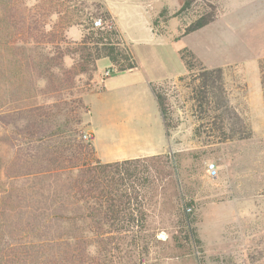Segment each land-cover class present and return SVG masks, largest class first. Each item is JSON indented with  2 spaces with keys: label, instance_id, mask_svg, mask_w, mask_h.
<instances>
[{
  "label": "rangeland",
  "instance_id": "rangeland-1",
  "mask_svg": "<svg viewBox=\"0 0 264 264\" xmlns=\"http://www.w3.org/2000/svg\"><path fill=\"white\" fill-rule=\"evenodd\" d=\"M18 3L12 0L13 5ZM1 4L0 34L4 29ZM26 6L30 16L52 11L50 25L62 28L71 42H79L85 28L94 19H101L102 11L109 10L135 61L159 73L180 71L182 49L191 52L197 61L188 79L160 84L175 144L170 154L141 159L144 172L140 181L144 183L135 186L143 195L147 240L139 245V251L130 250L126 240L113 244L107 255L102 250L98 258L100 250L93 248L99 264H264V0H27ZM151 15L154 32L159 36L153 35L150 28ZM206 15H214V20L183 35L192 22ZM13 20L17 23V17ZM16 27L12 23L8 26L15 37L17 30L21 31L20 25ZM72 64L70 58H65L66 69ZM107 65L108 60H100L92 74L73 81L70 89L55 76V85L64 86V91L50 89L47 93L46 82L40 81L39 89L33 88L22 102L38 105L45 99L61 100L45 113L65 135L64 166L68 168L98 160L95 152L87 155L79 149V144L89 141L83 139V134L89 135L90 124L101 155V144L108 136V119L126 118L132 126L146 119L138 109L108 113L107 109H114L118 103L136 104L138 108L145 105L141 96L129 94L101 97L100 113L94 112L93 120H89L85 109L89 94L100 93L103 84L109 89L111 82L120 87L131 85L134 82L126 80L139 76L116 73L107 77ZM214 69L220 72H211L209 83L214 89L220 88L216 93L226 105L222 110L209 107L206 116L201 114L200 118L198 111L193 113L196 104L191 89L197 81L192 79ZM218 115L225 119L223 125L221 118L216 120ZM224 127L232 131L233 140L215 144ZM6 136L0 127V183L5 181L4 168L16 152L12 144L5 142ZM140 136L144 138L123 149H142L149 137L144 132ZM209 163L216 167L215 178L207 176ZM77 225L84 227L79 222Z\"/></svg>",
  "mask_w": 264,
  "mask_h": 264
},
{
  "label": "trees",
  "instance_id": "trees-1",
  "mask_svg": "<svg viewBox=\"0 0 264 264\" xmlns=\"http://www.w3.org/2000/svg\"><path fill=\"white\" fill-rule=\"evenodd\" d=\"M0 1L4 27L0 34V127L7 135L5 142L16 148L15 158L4 168L5 181L0 183V264H99L97 258L102 250L107 255L111 245L124 240L130 250L139 251V245L148 237L143 195L135 186L144 183L140 181L144 172L141 159L114 163L96 160L68 168L64 166L65 135L45 113L61 100L45 99L38 105L22 103L33 88L39 89L40 81L46 82L47 93L50 89L64 91V86L55 85V76L70 89L73 81L92 74L103 59L109 62V68H105L109 77L137 68L111 15L102 11L103 27L94 29L91 24L79 42H71L62 28L50 25L52 11L30 16L27 0H19L17 5L12 0ZM16 17L17 23L13 20ZM213 20L214 15L200 17L183 35ZM11 23L13 28L20 25L16 37L8 32ZM179 53L187 70V76L178 79L181 81L193 74L197 61L186 49ZM65 58L73 61L70 68L64 67ZM213 71L220 69L202 71L192 79L197 81L191 89L196 104L193 113L198 111L200 118L206 116L209 107L222 110L226 105V100L216 93L220 88L214 89L209 83L208 75ZM153 90L165 127L172 128L166 120L168 106L162 87L156 85ZM79 103L83 105L80 99ZM85 109L89 112V107ZM218 117L223 125L225 119L218 115L216 120ZM231 135L232 131L229 138ZM89 141L79 144V149L92 155V138ZM78 210L82 211L80 215L76 214ZM93 248L100 250L97 258Z\"/></svg>",
  "mask_w": 264,
  "mask_h": 264
},
{
  "label": "crops",
  "instance_id": "crops-1",
  "mask_svg": "<svg viewBox=\"0 0 264 264\" xmlns=\"http://www.w3.org/2000/svg\"><path fill=\"white\" fill-rule=\"evenodd\" d=\"M106 11L111 15L114 24L118 28L111 12L109 10ZM154 12L155 9H153L152 15L154 14ZM152 15L150 20V28L152 29L153 35H157L153 29ZM136 63L137 68L131 71L122 72L123 74L128 73L139 75L135 76L132 79L126 80L129 84L130 82H134L133 84L125 87H120L115 85L114 82H111L109 89H107L105 84H103L102 92L92 93L86 97V103L89 107V120H93L94 112L100 113V99L105 95L125 96L132 94L141 96L146 101L145 105H140L139 108L136 104L123 102L115 104L113 107L114 109H107L108 113L117 110L122 114L134 109H138L145 114L146 119L139 120L136 126H132V122L126 118H121L117 121L108 119L106 128L108 136L106 137V139L104 137V141L101 144V155L94 144V134L93 129L90 127L91 124L90 126H88V133L92 138V144L94 147L96 158L101 163H114L130 159H143L164 156L171 153V148L175 144L173 143V136H171L170 134L171 132H173V129H166L165 127L162 112L155 97L153 87L156 85H160L161 83H166L167 81L176 82V80H178L179 78L185 77L187 75L186 67L182 62L180 71H177L176 73H170L169 71H166L165 73H159L158 71H154L151 68L148 69V67L146 66V64L144 65V63L142 64L138 61H136ZM106 68L108 69L109 65H107ZM141 125H146L148 127L141 128ZM140 132H144L146 136L149 137V142L140 150L123 149V147L127 146L128 143L134 142L140 138H144L140 136ZM219 133L221 134V138H218L215 141V144L230 142L233 140L228 136V129L226 131L221 130L219 131ZM224 134L225 137L223 136ZM231 138H233V136Z\"/></svg>",
  "mask_w": 264,
  "mask_h": 264
},
{
  "label": "built area",
  "instance_id": "built-area-1",
  "mask_svg": "<svg viewBox=\"0 0 264 264\" xmlns=\"http://www.w3.org/2000/svg\"><path fill=\"white\" fill-rule=\"evenodd\" d=\"M102 27H103V22L101 19L97 18L92 21V28L98 29ZM106 76L109 77V71L106 72ZM83 139L89 140L90 136L87 134H83ZM206 172L209 178H215L217 176V170H216L214 163L207 164Z\"/></svg>",
  "mask_w": 264,
  "mask_h": 264
}]
</instances>
